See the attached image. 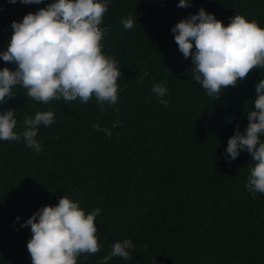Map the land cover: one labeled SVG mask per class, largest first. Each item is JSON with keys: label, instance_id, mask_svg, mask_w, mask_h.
<instances>
[{"label": "trees", "instance_id": "trees-1", "mask_svg": "<svg viewBox=\"0 0 264 264\" xmlns=\"http://www.w3.org/2000/svg\"><path fill=\"white\" fill-rule=\"evenodd\" d=\"M0 0V51L7 49L13 20L45 7ZM110 0L101 27L103 51L119 63L122 76L115 105L101 112L87 104H40L17 86L0 104L13 108L17 131L25 114L52 110L55 121L41 126L37 153L23 141H0V264H31L29 227L39 208L67 195L96 218L101 250L78 264H103L117 241L131 239L132 258L108 264H264V194L245 187L251 156L240 151L225 160L227 140L244 132L254 109L255 84L264 69H253L235 87L213 99L192 78L171 27L199 8L227 25L236 14L264 27V0ZM137 18L130 30L122 20ZM15 69L0 59V68ZM166 83L167 106L151 89ZM93 124L111 128L109 138ZM264 139V137H262ZM19 217V220L16 219ZM144 245H147L145 250Z\"/></svg>", "mask_w": 264, "mask_h": 264}, {"label": "clouds", "instance_id": "clouds-1", "mask_svg": "<svg viewBox=\"0 0 264 264\" xmlns=\"http://www.w3.org/2000/svg\"><path fill=\"white\" fill-rule=\"evenodd\" d=\"M19 2L41 4L43 0ZM191 2L178 0L177 6L190 7ZM109 4L110 0H50L34 13H26L22 20H13L11 37L7 49L0 51V59L16 67L0 68V104L13 98V89L19 86L40 104L60 100L87 104L95 98L101 112L105 111V105H115L122 73L117 60L103 51L107 28L101 27ZM136 20L132 16L123 19V27L132 29ZM171 32L183 58L191 59L192 78L213 101L223 89L235 87L253 69H264V27L255 19L236 14L225 25L201 7L177 21ZM151 91L160 104L167 106L165 97L170 90L166 83H155ZM254 106L247 112L244 132L237 127L225 150L229 163L242 150L250 154L252 165L245 187L253 196L264 194V77L255 84ZM12 109L0 113V141H23L39 153L40 127L53 124L54 112L25 114L23 128L17 131ZM93 129L109 138L112 135L111 128L99 124H93ZM100 211L97 207L86 212L67 195H61L55 205L39 208L21 224L30 226L27 250L31 264H78L81 255L86 259L98 253L101 244L96 218ZM133 248L131 239L115 242L110 253L102 258L103 264L113 257L131 259ZM144 248L147 250V245Z\"/></svg>", "mask_w": 264, "mask_h": 264}]
</instances>
